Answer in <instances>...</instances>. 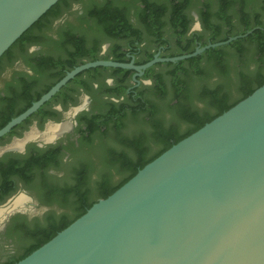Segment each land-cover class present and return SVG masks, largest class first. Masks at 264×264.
Instances as JSON below:
<instances>
[{
  "label": "water",
  "instance_id": "1",
  "mask_svg": "<svg viewBox=\"0 0 264 264\" xmlns=\"http://www.w3.org/2000/svg\"><path fill=\"white\" fill-rule=\"evenodd\" d=\"M58 1L0 0V57ZM259 28L191 53L156 55L142 65L81 64L3 126L0 137L86 69L121 67L143 74L156 63L197 56ZM15 264H264V84L145 164Z\"/></svg>",
  "mask_w": 264,
  "mask_h": 264
},
{
  "label": "trees",
  "instance_id": "2",
  "mask_svg": "<svg viewBox=\"0 0 264 264\" xmlns=\"http://www.w3.org/2000/svg\"><path fill=\"white\" fill-rule=\"evenodd\" d=\"M67 1L59 0L24 32L0 57V64L11 55L15 47L23 46L27 41L35 38L37 35H33L34 29L37 27L44 29V21L59 15L62 5L67 4ZM197 2L201 1L197 0ZM197 2L194 0H128L121 2V4L139 8L141 5L144 6L138 9L143 16L142 23L140 22L143 33L134 30L133 34L131 32L122 34V29L121 31L112 29H117L113 12L115 6L119 4L118 0H103L99 3L98 9L89 14L97 26L94 36H128L139 39L146 35L159 39L160 25L162 27L168 24L177 31L178 35L184 34L188 29L187 20L179 19L175 16V12L176 14L182 12L183 8L190 5L196 6ZM155 5L171 6L174 9V15L162 22L158 17L159 13L154 12L158 9L147 12V9ZM201 11L203 26L206 29H214L208 37L209 40L203 42L202 45L227 40L231 36L244 34L257 26L260 28L227 45L209 48L202 54L177 63L168 62L167 64L172 69L167 74L153 75L154 66L149 68L146 75H152L151 77L155 79V85L150 88L153 100L140 97L133 102V98L130 97L128 100L130 106L127 108H118L115 104H111L104 113L85 117L87 128L85 133L82 132L80 147L74 151L76 157L73 161L76 162L63 183L56 186L30 185L44 199L53 200L62 208L63 206L66 208L69 204L73 205V214L71 216L62 214L58 218L56 212H50L45 224H35L33 229L23 227L21 232H16L18 235L13 232L18 239H21L22 233L32 236L36 234L34 236L36 241L33 240L23 254L4 264H15L25 258L84 214L99 199L113 193L145 164L264 84V17L259 18L257 15L251 20L241 19L239 26L235 27L222 12L213 17L211 13ZM81 29V36H90L88 28L82 26ZM61 36H77V34L66 31ZM203 36L199 37L203 38ZM194 39L195 37H189L186 42L182 43L180 51L174 53L173 56L193 52L196 48ZM152 58L153 54L149 53L143 62L146 63ZM74 64L75 60L71 65ZM51 86L37 93L29 100L27 106L2 121L0 129L12 118L29 108ZM183 123L187 125L185 129H182ZM156 143H159L160 147L150 152L151 147ZM51 151L38 149V154L27 159L28 162H25L24 168H19L21 163L14 159L4 167L2 174L7 177L11 173H16L30 184L34 176L33 168H44L51 163L52 160L45 158L52 153ZM94 172L97 175L96 178L92 177ZM117 174H122V177L115 181ZM11 189V187L0 189V198H4V195Z\"/></svg>",
  "mask_w": 264,
  "mask_h": 264
},
{
  "label": "flooded vegetation",
  "instance_id": "3",
  "mask_svg": "<svg viewBox=\"0 0 264 264\" xmlns=\"http://www.w3.org/2000/svg\"><path fill=\"white\" fill-rule=\"evenodd\" d=\"M102 1L68 0L67 4L62 5L59 15L44 21V29L41 27L34 29L33 35H37L35 38L27 41L23 46L15 47L11 55L1 62L0 123L27 106L29 100L37 93L45 91L50 85L54 86L75 67L95 61L92 59L133 62L136 65H142L145 64L143 61L147 59L149 53L153 54V58L156 55L173 57L189 37H195L196 47L203 46V42L209 40L208 37L214 29H206L203 26L201 10L213 14V17L222 12L233 26L240 24L241 19L251 20L257 15L259 18L264 17V0H200V3L194 0L197 2L196 6L190 5L183 8L182 12L177 14L175 12V16L179 19L187 20L188 29L184 34L178 35L170 25L165 24V26H159L161 31L159 39L146 35L139 39L128 36L101 37L94 36L97 26L89 13L97 10ZM123 1L128 0H118L119 4L115 6L113 17H116L114 24H117V29H112L117 31L122 29V34L130 32L133 34L134 30L143 33L141 24L143 16L138 9L144 8V6L141 5L140 8L133 5L128 6L121 4ZM152 9H158L154 12L159 13L158 17L162 22L174 15V9L169 5H155L147 9V12H151ZM82 26L89 29L90 36H81ZM126 27L128 29H125ZM66 31L76 33L77 36H61ZM200 35H204L203 38L199 37ZM73 60H75V66L71 65ZM167 63L154 64L152 74H164L161 70L165 66H169ZM118 68L121 67L97 66L78 73L38 110L0 137V150L11 143L14 138L22 137L25 134L38 136L39 142L42 143L47 139L45 133L56 122L63 121L64 124L67 123L68 127L70 122L64 121L63 118L65 112L85 99L88 101L89 110L76 117L77 123L71 128V131L62 132L61 139L54 146H47L46 150H52V153L48 157H44L52 161L44 168H33L34 176H32L30 184L16 173H11L6 177L2 172H4V167L14 159L21 163L19 168H24L25 162L38 154L37 150L40 148L36 146V143L27 145V155H20L16 151H7L3 156H0V189L12 188L4 195V198H0V207L10 199L13 201L21 194L30 198L25 208L16 209L4 220V227L0 229L1 263H6L20 255L16 254L17 249L14 248L13 238L16 236L14 233L21 232L23 227L33 229L35 224H43L48 213L56 211L55 205H53L55 201L41 202L30 192V185L56 186L63 183L64 178L76 162L73 161L76 157L74 151L80 147L82 132L85 133L87 128L85 117L104 113L111 104H115L118 108H127L130 106L128 102L130 97L133 98V102L140 97L153 100L150 88L155 85V79L151 77L152 75H146L149 68L144 70L143 74H139L135 69L122 68L123 70H119ZM59 77L61 78L58 80ZM35 235H30L32 241H36ZM23 236L24 233L21 234L20 240Z\"/></svg>",
  "mask_w": 264,
  "mask_h": 264
},
{
  "label": "clouds",
  "instance_id": "4",
  "mask_svg": "<svg viewBox=\"0 0 264 264\" xmlns=\"http://www.w3.org/2000/svg\"><path fill=\"white\" fill-rule=\"evenodd\" d=\"M31 51V50H30ZM89 110V105L87 99L82 101L80 104L72 106L67 112L63 114L64 121H70L67 128L64 127V123L56 122L54 127L52 128L53 134L43 141L39 142L38 136H33L29 134H25L22 137L14 138V140L8 145L4 146L2 150H0V156H3L7 151H16L20 155H27V145L29 143H36V146L41 150H46L48 145H55L59 139H61V133L71 131V128L75 126L77 123L76 117L85 111ZM4 219H0V229H2L4 225Z\"/></svg>",
  "mask_w": 264,
  "mask_h": 264
},
{
  "label": "rangeland",
  "instance_id": "5",
  "mask_svg": "<svg viewBox=\"0 0 264 264\" xmlns=\"http://www.w3.org/2000/svg\"><path fill=\"white\" fill-rule=\"evenodd\" d=\"M236 26H239V24H236L235 27H236ZM171 69H172L171 67H169V66H165L161 71H163L164 74H167L168 71L171 70ZM186 127H187V125H186L185 123H183V125H182V129H185ZM159 147H160V144H159V143H158V144H157V143L154 144V145L151 147L150 152H154V151H156ZM92 177H93V178H96V177H97V175H96L95 172L93 173ZM121 177H122V174H117V175L115 176V181L120 180ZM30 192L33 193V195L36 196L41 202H43V203L48 202V201H45V200H47V199H44L41 195H39L35 189L30 188ZM4 203H5V202H4ZM53 205H55V206H54V207L56 208V209H55V210H56L55 212H56V215L58 216V218H59L60 215H62V214H65V215L71 216V215L73 214V212H74V207H73V205H70V204H69L66 208H65L64 206H63V208H62L61 205H59L57 202H54ZM49 214H50V213H48V215H49ZM30 235H31V234H30ZM30 235H28L27 233H25L24 236H23V238H22V240L18 239L17 236H14V238H13L14 242H13V243H15L14 248L17 249V251H16L17 253H16V254H21L22 252H24L25 249H26V247L32 242V240H31V238H30ZM0 264H4V263H3V262L1 263V261H0Z\"/></svg>",
  "mask_w": 264,
  "mask_h": 264
},
{
  "label": "bare ground",
  "instance_id": "6",
  "mask_svg": "<svg viewBox=\"0 0 264 264\" xmlns=\"http://www.w3.org/2000/svg\"><path fill=\"white\" fill-rule=\"evenodd\" d=\"M66 124H64L65 128L67 127ZM53 127L54 126H50L48 131L45 133V135L47 134L46 135L47 139L53 134V132H52ZM29 199L30 198L28 196L21 194L20 196L16 197L13 201H11L8 205L0 207V219L6 218L8 213L12 210H16V209L18 210V209L25 208Z\"/></svg>",
  "mask_w": 264,
  "mask_h": 264
}]
</instances>
